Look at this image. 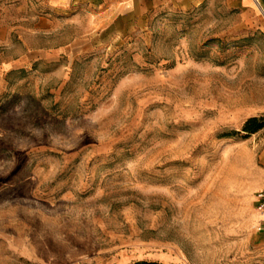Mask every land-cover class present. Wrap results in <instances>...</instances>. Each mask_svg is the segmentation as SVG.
Here are the masks:
<instances>
[{
    "label": "rangeland",
    "instance_id": "1",
    "mask_svg": "<svg viewBox=\"0 0 264 264\" xmlns=\"http://www.w3.org/2000/svg\"><path fill=\"white\" fill-rule=\"evenodd\" d=\"M260 193L264 0H0V264H264Z\"/></svg>",
    "mask_w": 264,
    "mask_h": 264
},
{
    "label": "trees",
    "instance_id": "2",
    "mask_svg": "<svg viewBox=\"0 0 264 264\" xmlns=\"http://www.w3.org/2000/svg\"><path fill=\"white\" fill-rule=\"evenodd\" d=\"M255 123H256L255 119H252L249 122H247L243 127V132L247 134L255 133L257 130L261 128L260 126L255 127ZM135 264H157V263L139 262Z\"/></svg>",
    "mask_w": 264,
    "mask_h": 264
},
{
    "label": "built area",
    "instance_id": "3",
    "mask_svg": "<svg viewBox=\"0 0 264 264\" xmlns=\"http://www.w3.org/2000/svg\"><path fill=\"white\" fill-rule=\"evenodd\" d=\"M258 201L260 203V209L264 212V193L258 195Z\"/></svg>",
    "mask_w": 264,
    "mask_h": 264
},
{
    "label": "crops",
    "instance_id": "4",
    "mask_svg": "<svg viewBox=\"0 0 264 264\" xmlns=\"http://www.w3.org/2000/svg\"><path fill=\"white\" fill-rule=\"evenodd\" d=\"M246 1V0H245Z\"/></svg>",
    "mask_w": 264,
    "mask_h": 264
}]
</instances>
